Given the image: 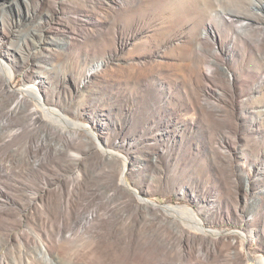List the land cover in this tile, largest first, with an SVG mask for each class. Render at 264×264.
Listing matches in <instances>:
<instances>
[{"label": "rangeland", "instance_id": "rangeland-1", "mask_svg": "<svg viewBox=\"0 0 264 264\" xmlns=\"http://www.w3.org/2000/svg\"><path fill=\"white\" fill-rule=\"evenodd\" d=\"M240 1L0 0V264H264V24ZM39 77L82 130L31 124L13 91Z\"/></svg>", "mask_w": 264, "mask_h": 264}, {"label": "bare ground", "instance_id": "bare-ground-1", "mask_svg": "<svg viewBox=\"0 0 264 264\" xmlns=\"http://www.w3.org/2000/svg\"><path fill=\"white\" fill-rule=\"evenodd\" d=\"M229 1V0H228ZM232 2H236L237 4L241 5V1L240 0H232ZM251 7L252 9H254L257 12L256 16H252V15H248V14H244V13H240L239 15L237 14V18L240 20H242L243 22H247L246 23V27H248L252 21H257L260 22V24H264V0H259L256 3L251 2ZM233 14V13H232ZM234 15V14H233ZM237 20V19H236ZM249 21H251L249 23ZM236 22V21H235ZM241 22V21H240ZM239 22V23H240ZM242 22V23H243ZM256 22V23H257ZM238 23V20L237 22ZM244 24V23H243ZM253 24V23H252ZM245 26V25H244ZM260 26V25H259ZM245 27V28H246ZM264 27V26H263ZM250 28V27H248ZM262 28V27H260ZM261 58V57H260ZM52 59V58H51ZM264 59V57H263ZM46 62V61H45ZM50 62V60H49ZM53 62V61H51ZM48 66L54 65V63H46ZM53 67V66H52ZM44 69V68H43ZM35 73L42 75L47 74V72H41L40 70H36ZM0 75L2 77V80L5 82L6 86L8 88H11L10 84H11V75L5 65V63L0 60ZM46 77V76H44ZM42 77H39L35 82H33V85H29L31 87H27V88H22V89H18V90H14L13 94L15 95V97L17 98V105L18 106H34L35 107V111L33 112L34 114H36V117H34L32 114H30V119L32 121L31 124H41L44 127V132L45 133H51L52 135L55 133H61L63 134H67L70 135L71 132L74 131H80L83 129V126H81L79 123L77 122H72L70 121L66 115L64 114L62 109H59L57 107L56 104H54V102L51 101H47L46 98H44V96H42V94L40 93V90L38 89V85L42 86ZM4 84V83H3ZM4 84V85H5ZM38 84V85H37ZM37 85V86H36ZM6 88V87H5ZM10 90V89H9ZM16 101V100H14ZM16 107V105H15ZM12 108V107H11ZM20 108V107H19ZM14 110V107L10 110V113L12 114V111ZM9 111V110H8ZM16 112V109H15ZM7 115V113L5 114ZM4 115V116H5ZM3 116V117H4ZM5 118V117H4ZM7 118V117H6ZM10 119V118H9ZM29 119V120H30ZM7 121V120H6ZM29 122V121H28ZM1 123V122H0ZM30 126V125H29ZM28 126V127H29ZM37 126V125H36ZM82 128V129H81ZM88 128V127H87ZM27 131V130H26ZM35 131V130H34ZM33 133V132H32ZM91 135V134H90ZM43 138V137H42ZM44 139V138H43ZM37 147H39L40 145H36ZM107 155H109V157L114 156L112 154V152H108V151H104ZM103 152V153H104ZM117 153V152H116ZM106 155V156H107ZM130 162L127 160L124 162V170L123 173L121 175V179H120V186L123 187L125 190L129 191V192H133L137 197L138 200L144 204L145 206H147L148 208L151 209H156L158 207L161 208V206L149 201L148 199H144L142 198L138 192L135 191L134 188L131 187L130 184H128L127 182V177L130 174V168L129 167ZM135 196V197H136ZM141 204V205H142ZM165 210H168L170 212L179 214V213H183L182 210H184L189 216L185 219L186 223L191 224L192 226L196 227L200 232H202L205 236H209L212 238H216L218 236H220L221 234L217 231L214 230H204V228L200 225V223L197 221L198 217L192 212L185 209H181L180 208H172V207H162ZM191 212V213H190ZM95 215L92 214H87V215H83L77 222L76 224H85L86 222L88 223V221H90ZM78 219V218H77ZM75 224V223H74ZM75 224V225H76ZM190 238L185 237V240L188 239V241H192V239H194L195 237L192 236L191 234ZM242 236V235H241ZM184 238V237H183ZM182 238V239H183ZM181 239V240H182ZM194 241V240H193ZM181 242V241H180ZM183 242V240H182ZM181 242V243H182ZM210 242H208L209 244ZM189 244V243H188ZM204 245V244H203ZM207 245V244H206ZM209 247V245H208Z\"/></svg>", "mask_w": 264, "mask_h": 264}]
</instances>
